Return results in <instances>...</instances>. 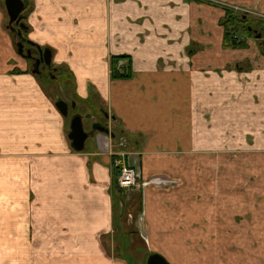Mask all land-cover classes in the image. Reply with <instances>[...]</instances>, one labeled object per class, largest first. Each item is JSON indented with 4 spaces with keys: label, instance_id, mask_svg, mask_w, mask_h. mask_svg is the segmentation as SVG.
<instances>
[{
    "label": "crops",
    "instance_id": "1",
    "mask_svg": "<svg viewBox=\"0 0 264 264\" xmlns=\"http://www.w3.org/2000/svg\"><path fill=\"white\" fill-rule=\"evenodd\" d=\"M217 1L264 13V0ZM25 3L26 37L51 51L80 114L100 107L126 136L125 159L148 183L115 191L110 133L72 148L70 116L13 48L0 0V264H143L153 253L264 264V54L252 39L223 47L222 6ZM112 55L130 57L129 78H110ZM116 237L129 260L110 249Z\"/></svg>",
    "mask_w": 264,
    "mask_h": 264
},
{
    "label": "water",
    "instance_id": "2",
    "mask_svg": "<svg viewBox=\"0 0 264 264\" xmlns=\"http://www.w3.org/2000/svg\"><path fill=\"white\" fill-rule=\"evenodd\" d=\"M4 7L8 17V23L14 22L19 26L22 25L19 23V13L23 10L24 4L22 0H3ZM259 37V35H258ZM22 44L18 43V53H22ZM38 51L40 54V58L37 59L34 63V68L36 69L39 61L41 60L45 65L51 66L52 64V55L51 51L48 48H41L38 46ZM54 70V69H53ZM33 72H35L33 70ZM56 107L60 111V113L66 116L67 111L66 108H61L57 102L55 103ZM63 104H67L63 101ZM83 119H90L91 126L89 130H86L84 127ZM96 131L107 132L108 129L98 123L92 116L86 115L85 117L79 113H75L70 117L69 121V131H68V139L70 140V145L76 151H82L84 149V143L89 136H92ZM146 264H168L167 261L160 255L153 253L147 257Z\"/></svg>",
    "mask_w": 264,
    "mask_h": 264
},
{
    "label": "trees",
    "instance_id": "3",
    "mask_svg": "<svg viewBox=\"0 0 264 264\" xmlns=\"http://www.w3.org/2000/svg\"><path fill=\"white\" fill-rule=\"evenodd\" d=\"M223 8L225 11L223 16L219 20V25L223 29V33H222L223 47L230 49L246 48L248 45L246 39L251 36L254 37L256 34V31L254 32L255 34H253L252 32L254 29L256 30V28L253 26L251 21H253L254 24H256L257 21L251 18L250 15H242L236 11H233L230 8L227 7H223ZM261 27L264 30L263 25H261ZM119 60L123 61L121 67H117V63ZM130 60L131 59L128 55L110 56L109 58L110 78L111 79L129 78L132 75ZM116 174L117 172L115 171V178H116ZM113 186L115 187V191L120 192L121 188L118 187L116 180L113 181Z\"/></svg>",
    "mask_w": 264,
    "mask_h": 264
},
{
    "label": "rangeland",
    "instance_id": "4",
    "mask_svg": "<svg viewBox=\"0 0 264 264\" xmlns=\"http://www.w3.org/2000/svg\"><path fill=\"white\" fill-rule=\"evenodd\" d=\"M205 2V1H204ZM205 3H208V4H213L211 2H205ZM3 5V4H2ZM255 21H257L256 24L253 23V21H251V23L253 24V26L256 28V30L254 29L252 32L254 34V32L256 31L257 34L261 35L262 37H264V30L263 28L261 27V25H263L264 27V19L263 18H255V17H252ZM7 21H8V17H7V14L5 13V16H4V21H3V27L6 28V25H7ZM247 39H252V42L258 47V50L259 52L261 53L262 51V54L263 53V47H264V39H254V37H248ZM12 43H13V48H15V39L12 40ZM262 46V48L260 47ZM230 49V48H229ZM238 49V48H236ZM262 49V50H261ZM28 63V62H27ZM52 65V64H51ZM27 69H30V66L29 64L27 65ZM50 73V77H48L47 79L45 77H42L41 80L44 82L45 86L49 89L48 91L50 92V94L53 96L54 100H56L57 98H60L62 100H65V102H68V100H74L75 102V105H78L79 103L76 101V98L73 94H69V92H66V90H64V86H62L63 84H61V82L58 80V77L55 76V71L52 69L51 71H49ZM51 79V81H49L48 79ZM71 93H73V90L71 89L70 90ZM69 94V95H68ZM71 96V97H70ZM76 109L78 110V106L76 107ZM76 109H73L72 111L75 112V113H79L78 111H76ZM90 110H92L95 114L92 115L93 116H96V114L98 113V111L100 110V107H89ZM74 113V114H75ZM83 116V114H81ZM85 115H89V114H86ZM90 116V115H89ZM98 116H96V121L98 123H100L101 125H104V124H107V129L110 133H112V139H115V140H118V137L121 136V135H124L122 133H119V132H116L114 129H109V121L107 120L106 123H103L100 121V119L97 118ZM85 124V123H84ZM105 126V125H104ZM85 129L86 130H89V128H87V126H85ZM108 132V134H109ZM125 136V135H124ZM126 137V136H125ZM237 160V159H236ZM249 165V166H248ZM236 168L237 169H248L250 168L251 170H254L256 168H258V163H257V160H252L251 163H246V164H242V163H239L238 165H236ZM258 179L254 176V177H251L250 178V181H251V184H253L254 182H256V184H258ZM254 181V182H253ZM253 182V183H252ZM115 243L113 244V246L110 244V242H108V245L110 247V249H112V252L113 254H116V255H119L123 258H127V260H129V254L127 253L126 251V238L125 237H122V238H119V237H116L114 239ZM120 241V242H119ZM117 245L118 246V250L114 251V248L115 246ZM168 254V253H166ZM148 255V254H147ZM145 256V258L143 259V264H145V260L148 256Z\"/></svg>",
    "mask_w": 264,
    "mask_h": 264
},
{
    "label": "flooded vegetation",
    "instance_id": "5",
    "mask_svg": "<svg viewBox=\"0 0 264 264\" xmlns=\"http://www.w3.org/2000/svg\"><path fill=\"white\" fill-rule=\"evenodd\" d=\"M22 1H23V4H24V7H23V10L19 13V15H20L19 23L22 24V25L19 26L18 24H15L14 22L8 23V21H7V25L6 26H7L8 30L11 32L12 36L14 37V39H15V48H16V52L17 53H18V43L21 42V44H22V46H21L22 47V53H18V55L22 59H24L25 61L28 62L27 65L29 64V66H30V69H28V71H31L32 73L36 74V76H38V77H45L47 79L48 77H50L49 71H51L53 68H52V65L51 66H47L41 60L39 61V64L37 65L36 69L34 68L35 61L40 58V54H39V51H38V46L39 45H36L35 43L30 41L26 37V33H25L26 26L24 24V12H25V10L27 9V7L29 5L27 3H25L24 0H22ZM199 1H201V0H199ZM223 2H225V1H223ZM213 4L219 5V3H213ZM223 7H225V6H223ZM227 8H229V7H227ZM251 10H253L254 12H258V13L264 14V13H262L260 11L255 10V9H251ZM250 17L251 18L252 17L258 18L255 15H250ZM249 30H250V27H249ZM258 35L259 34L256 33L255 36H254V39H259V38L264 39V37H262L261 35H259V37H258ZM246 41H247V39H246ZM260 47L262 48V46H260ZM262 49H263V53H264V47ZM261 53H262V51H261ZM33 70L35 72H33ZM49 81H51L50 78H49ZM63 101L65 102V100H62L60 98H57L55 100V102H57V104L61 108H63V109L66 108L65 109L67 111L66 116L67 117L68 116L71 117L75 113L72 110L76 109L77 106L75 105L74 100H68V102H66L67 104H63ZM76 111H78V110L76 109ZM88 114L90 116L93 115V114H90V113H88ZM104 115L105 114H104L103 110L100 108V110L98 111L96 116H98L97 118L100 119V121L103 122V123H105ZM83 116L85 117L86 115L83 114ZM96 116H93V118L95 117V119H96ZM83 123H85L84 125L87 126V128H90V126H91V120L90 119H83ZM110 134L112 136V133H110ZM146 260H145V264H146Z\"/></svg>",
    "mask_w": 264,
    "mask_h": 264
},
{
    "label": "built area",
    "instance_id": "6",
    "mask_svg": "<svg viewBox=\"0 0 264 264\" xmlns=\"http://www.w3.org/2000/svg\"><path fill=\"white\" fill-rule=\"evenodd\" d=\"M199 1V0H198ZM205 2H211V3H219L222 7H229L233 11H236L242 15H255L259 18L264 19V14L254 12L249 7L243 6V5H236L232 3H227L223 1H217V0H201ZM123 64L122 60H119L117 63V67H121ZM127 146V139L124 135H121L118 137V140H116L115 147L111 154L113 155V166L117 169V177L116 182L120 188L123 189H130L134 188L140 184L144 185L148 182L146 181H139V170L137 169V166L130 165L126 161V153L125 148Z\"/></svg>",
    "mask_w": 264,
    "mask_h": 264
}]
</instances>
